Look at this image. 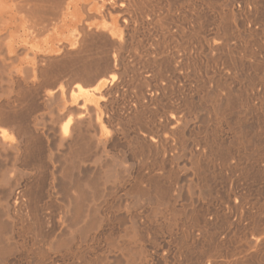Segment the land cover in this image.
Instances as JSON below:
<instances>
[{"label": "bare ground", "instance_id": "1", "mask_svg": "<svg viewBox=\"0 0 264 264\" xmlns=\"http://www.w3.org/2000/svg\"><path fill=\"white\" fill-rule=\"evenodd\" d=\"M0 264H264V0H0Z\"/></svg>", "mask_w": 264, "mask_h": 264}]
</instances>
